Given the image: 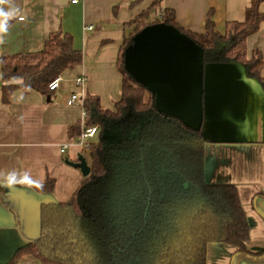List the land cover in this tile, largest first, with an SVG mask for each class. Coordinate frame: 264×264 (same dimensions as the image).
Masks as SVG:
<instances>
[{
	"label": "crops",
	"instance_id": "0c3cea01",
	"mask_svg": "<svg viewBox=\"0 0 264 264\" xmlns=\"http://www.w3.org/2000/svg\"><path fill=\"white\" fill-rule=\"evenodd\" d=\"M154 2L158 15L173 9L181 26L199 33L212 10L224 33L227 21L245 19L251 0H3L0 58L40 51L51 33L63 30L73 36L83 62L61 75L50 97L19 88L7 103L0 65V264L39 235L41 203L70 200L84 179L79 168L67 163L78 161L82 152L77 137L69 135V127L82 120V107L67 104L77 90L75 78L85 75L86 94L114 109L122 96L118 57L133 29L128 23ZM260 8L264 12V0ZM89 25L94 29H86ZM188 45L179 63L164 67L153 86L166 112L202 129L206 182L237 186L250 224L246 247L254 254L211 243L207 264H264V84L248 78L238 63L203 65L200 51ZM247 47L248 57L259 50L264 58V21ZM47 176L56 180L53 194L37 189ZM17 264L43 263L26 255Z\"/></svg>",
	"mask_w": 264,
	"mask_h": 264
},
{
	"label": "trees",
	"instance_id": "16d2710c",
	"mask_svg": "<svg viewBox=\"0 0 264 264\" xmlns=\"http://www.w3.org/2000/svg\"><path fill=\"white\" fill-rule=\"evenodd\" d=\"M262 1L251 0L245 19L227 21L224 33L212 10L199 33L181 26L173 9L158 15V2L128 23L133 29L117 62L121 98L106 109L99 97L86 94L85 125H99L97 140L81 152L90 174L70 200L42 202L39 235L6 264L26 255L43 264H207L211 243L254 255L246 247L250 224L237 186L205 180L202 129L160 112L152 90L126 68L125 52L139 32L164 23L201 48L204 64L238 63L248 78L264 84V58L259 50L248 57L247 47L264 21ZM82 62L83 52L63 30L51 33L40 51L1 57L3 101L19 88L50 97V82ZM82 127V120L71 125L70 137H79ZM55 185L47 176L37 189L53 194Z\"/></svg>",
	"mask_w": 264,
	"mask_h": 264
},
{
	"label": "water",
	"instance_id": "95a60500",
	"mask_svg": "<svg viewBox=\"0 0 264 264\" xmlns=\"http://www.w3.org/2000/svg\"><path fill=\"white\" fill-rule=\"evenodd\" d=\"M188 43L194 45L200 51L202 64L206 65L203 63L201 48L176 28L164 23L148 26L139 32L125 52L126 68L135 79L152 90L156 96L158 110L165 115L175 114L166 112L162 100L158 99V92L153 83H156L164 67L179 63L189 46ZM67 163L79 168L84 177L90 174L91 167L83 155L79 156L78 161L68 160Z\"/></svg>",
	"mask_w": 264,
	"mask_h": 264
},
{
	"label": "built area",
	"instance_id": "2783aa9c",
	"mask_svg": "<svg viewBox=\"0 0 264 264\" xmlns=\"http://www.w3.org/2000/svg\"><path fill=\"white\" fill-rule=\"evenodd\" d=\"M81 0H70L71 3H79ZM3 0H0V9L2 8ZM86 29L93 30L94 26L89 25L86 27ZM62 81V76H58L49 84V89L51 91H56L60 87V83ZM75 86L77 88L76 91L72 92L67 100V104L72 105H80L82 107V122L83 127L81 134L79 137H77V143L82 148H89V145L91 143V139H94L99 134V125H92V126H86L85 125V118L87 117V110L85 108V99H86V84H87V77L85 75H78L75 78ZM66 145L62 147L61 151L64 152L66 150Z\"/></svg>",
	"mask_w": 264,
	"mask_h": 264
},
{
	"label": "rangeland",
	"instance_id": "374dc122",
	"mask_svg": "<svg viewBox=\"0 0 264 264\" xmlns=\"http://www.w3.org/2000/svg\"><path fill=\"white\" fill-rule=\"evenodd\" d=\"M97 140V137H95L94 139H91L90 141L91 142H94V141H96ZM85 155V154H84Z\"/></svg>",
	"mask_w": 264,
	"mask_h": 264
}]
</instances>
